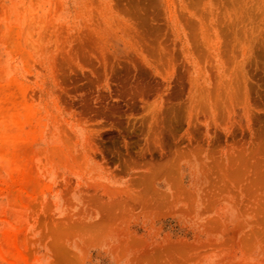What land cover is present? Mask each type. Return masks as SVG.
<instances>
[{"label":"rangeland","instance_id":"rangeland-1","mask_svg":"<svg viewBox=\"0 0 264 264\" xmlns=\"http://www.w3.org/2000/svg\"><path fill=\"white\" fill-rule=\"evenodd\" d=\"M0 264H264V0H0Z\"/></svg>","mask_w":264,"mask_h":264}]
</instances>
